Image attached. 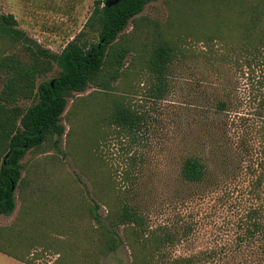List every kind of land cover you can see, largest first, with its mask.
<instances>
[{
  "label": "rangeland",
  "instance_id": "rangeland-1",
  "mask_svg": "<svg viewBox=\"0 0 264 264\" xmlns=\"http://www.w3.org/2000/svg\"><path fill=\"white\" fill-rule=\"evenodd\" d=\"M95 1L0 0V13H12L29 37L59 53L84 27ZM174 4L147 1L137 20H130L122 32L133 45L122 77L109 91L89 86L74 92L62 113L65 131L58 148L53 138L26 152L21 160L26 184L16 187L11 214H0V264H129L125 238L103 256L89 240L96 223L85 204L97 202L103 220L106 207L94 193L98 188L101 197L109 199L113 185L128 194L133 189L150 229L174 235L164 250L167 257L196 255L198 264H261L255 244L239 240L245 213L257 202L247 194L249 177L242 173L201 183L181 177L185 157L207 150L209 135L200 110L204 121L213 114L214 90L221 94L219 79L229 71L227 62L214 67L205 44L197 40L211 32L210 18L197 28L194 17L184 22ZM163 36L177 46L187 42L184 51L176 49L169 90L157 99L150 94L146 61L149 49ZM16 47L0 41V54ZM116 100L143 115L144 124L133 134L135 143L105 121ZM19 103L27 107L31 100ZM132 154L136 166L123 175ZM73 204L82 208L73 209ZM116 233L122 236V227Z\"/></svg>",
  "mask_w": 264,
  "mask_h": 264
},
{
  "label": "trees",
  "instance_id": "trees-1",
  "mask_svg": "<svg viewBox=\"0 0 264 264\" xmlns=\"http://www.w3.org/2000/svg\"><path fill=\"white\" fill-rule=\"evenodd\" d=\"M104 1H95L84 27L59 53L29 37L17 26L12 13H0V41L20 48L0 54V214H11L14 191L26 184L21 162L26 152L42 148L53 138L58 148L65 131L61 120L67 98L89 86L109 91L125 71V59L133 45L122 32L130 20H137L147 0H123L110 7L104 6ZM171 2L181 11L184 22L194 17L197 28L202 29L210 18L211 32L205 36L198 32L201 36L197 40L205 44L206 57L214 67L227 62L229 71L219 79L221 94L217 87L214 90L213 114L204 121V111L200 110L209 135L207 150L185 157L181 177L189 183L237 178L242 173L249 177L247 194L257 202L245 213L239 240L255 244L258 261L264 264V0ZM181 42L177 46L163 36L149 49L146 68L152 80V97L161 98L169 90L175 51H184L187 41ZM215 45L219 47L214 49ZM55 67L56 74L45 79ZM21 100H31V104L22 106ZM105 121L118 133L128 134L130 143L136 142L134 135L144 124L143 115L123 100L113 102ZM126 164L123 175L136 166L135 154ZM127 191L113 185L112 196L106 199L96 188L94 194L106 207L103 220L97 202L85 204L96 223L89 240L95 241L98 254L116 250L125 238L131 252L129 264H198L196 255L166 256L164 250L174 235L150 229L133 189L132 196ZM72 208L82 206L73 204ZM121 227L122 236L116 233Z\"/></svg>",
  "mask_w": 264,
  "mask_h": 264
},
{
  "label": "water",
  "instance_id": "water-1",
  "mask_svg": "<svg viewBox=\"0 0 264 264\" xmlns=\"http://www.w3.org/2000/svg\"><path fill=\"white\" fill-rule=\"evenodd\" d=\"M121 1H123V0H105L104 1V6L110 7V6L115 5V4H117V3L121 2ZM147 1H149V0H147Z\"/></svg>",
  "mask_w": 264,
  "mask_h": 264
}]
</instances>
